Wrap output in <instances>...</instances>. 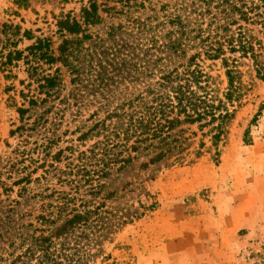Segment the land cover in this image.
<instances>
[{"label": "rangeland", "instance_id": "1", "mask_svg": "<svg viewBox=\"0 0 264 264\" xmlns=\"http://www.w3.org/2000/svg\"><path fill=\"white\" fill-rule=\"evenodd\" d=\"M14 1L0 0V264H19L17 258L21 256L27 260L26 250L33 237L39 235L35 228H44L38 225V217L46 214L55 220L57 223L50 225L54 231L63 214L62 194L71 193L68 186L49 177L48 184L39 183L49 189L43 194L46 198L17 197V188H11L17 151L32 150L39 137L36 132L16 128L38 117L47 119L46 127L55 129L60 139L53 153L66 146L80 147L82 151L76 140L92 126L90 116L98 112L103 119V105H110L111 110L128 92H141L148 80L143 71L146 59L160 60L155 59L160 57L159 49L149 53L144 50L142 37H107L105 29L109 24H124L122 15L119 20H110L108 13L102 15V24L89 28L92 38L79 44L74 59L79 67L76 75H69L60 64L49 66L34 61L26 49L37 39H45L57 56L62 42L57 19L68 13L77 17L89 0H68L67 4L60 0H31L27 9L18 8ZM130 1L138 6L132 9L133 17L150 18L159 35L176 30L166 23L169 16L176 15L181 7L190 11L186 31L195 30L194 38L198 29L202 33L189 43L192 48L186 58L202 50L201 44L210 43L206 36L213 12H205L197 0ZM98 3L104 4L103 0ZM107 5L117 10L122 6L113 2ZM236 28L232 26L231 31ZM113 43L120 46V54L111 57L109 48ZM133 48L135 53L131 54ZM14 51L21 52L22 58L8 64L6 56ZM26 57L32 61L30 64L25 63ZM225 57L236 62L238 93L230 103L232 117L225 125L226 133L218 149L211 146L208 135H203L207 129L202 133L197 125L183 126L186 141L182 162L145 167L142 164L146 159L140 157L121 172L112 171L105 180L106 193L100 198L112 193L106 201L113 214L111 221L126 224L102 241L94 264L104 263L103 254L108 256L107 264H264V81L256 77L250 60L227 51ZM123 59L126 64H119V70L117 62ZM184 62L185 58H181L176 64ZM220 64L219 60L200 62L213 78L218 97L223 98L228 84ZM55 69L59 70L60 83L45 103L30 107L31 99H45L39 95L36 79L52 75ZM74 76L78 82L72 81ZM106 76L122 77L124 81L108 80L109 86H99ZM19 108L28 110L24 121L17 113ZM94 141H87L86 148ZM30 154L36 158V152ZM64 165L61 161L57 166L63 170ZM40 174L39 170L36 177ZM30 188L37 191L36 185Z\"/></svg>", "mask_w": 264, "mask_h": 264}, {"label": "trees", "instance_id": "2", "mask_svg": "<svg viewBox=\"0 0 264 264\" xmlns=\"http://www.w3.org/2000/svg\"><path fill=\"white\" fill-rule=\"evenodd\" d=\"M60 1L68 3V0ZM108 2L122 5L121 9L108 7ZM197 2L206 9L205 12H213L206 36L210 43L207 46L200 43L199 49L202 50L188 58L187 53L192 48L189 43L200 38L202 33L198 29L194 38L192 34L195 30L186 31L190 11L181 7L176 15L169 16L166 23L176 27V30L159 35L154 32L155 26L151 24L150 18L133 17L132 9L136 10L138 6L131 4L130 0H103L104 4H99L98 0H89L86 5L81 6L77 17L70 13L61 15L56 21L57 31L62 38L56 51L57 56L50 42L45 39H37L26 49L28 56L34 61H43L49 66L60 64L69 75H76L79 67L75 65L74 59L79 44L90 40L92 35L88 32L89 28L102 24V15L110 13V20H119L118 16L122 15L121 21L124 24H109L105 29L107 37L122 36L126 40L132 39V36L134 40L142 37L144 50L149 53L159 49L160 57L155 59L160 60L157 63L152 58L146 59V71H143L148 80L141 92H128L120 105L111 110L110 105H103V119L99 118L98 112L90 116V120L94 121L92 126L76 140L83 148L82 151L80 147L66 146L53 153L52 149L60 139L55 129L46 127L47 119L38 117L32 123L16 128L20 132H36L39 137V140L33 142L32 150L24 148L17 151L15 179L11 185V188H17V197L22 199L31 195L46 198L43 194L49 189H43L39 183L48 184L51 181L49 177L56 178L71 190V193L62 194L64 203L60 210L63 214L54 231L50 225H55V220H51L46 214L38 217V225L44 228H35L39 235L33 237L31 246L26 250L24 257L27 256V260H23L22 256L17 258L19 264H28L27 261L34 264H94L100 255L102 241L126 224L120 221L115 225L111 221L113 214L106 201L113 194L107 193L100 198L106 193L105 180L112 171L121 172L140 157L146 159V163L142 164L145 167L162 162H182L186 141L182 136L183 126L197 125L201 132L207 129L206 133L202 132L203 135H208L211 146L218 149L226 133L225 125L232 117L229 107L238 93L236 80L239 72L236 62L225 57L226 51L250 60L256 77L264 81V0ZM14 4L18 8L27 9L31 0H15ZM212 25L214 28L210 30ZM232 26H237L235 31H231ZM119 47L118 44H112L109 48L111 57L120 54ZM134 53L135 48L131 50V54ZM6 58V62L11 64L12 61H19L22 53L9 52ZM181 58H185V62L176 64ZM24 60L27 64L32 62L27 57ZM204 60L220 61L228 84L223 98L218 97L212 83L213 78L200 66V62ZM121 63L126 64V59L117 62L116 68L119 70ZM58 73L59 70L55 69L52 75L36 79L39 95H44L45 99H31L28 102L30 107L45 103L52 95L51 91L60 83ZM108 80H114L115 83L124 81V78L106 76L98 85L109 86ZM72 81L79 80L74 76ZM17 113L20 120L24 121L28 110L19 108ZM14 133L15 130L10 135ZM91 140L95 141L86 148V142ZM200 146L203 147L204 144L201 143ZM33 151L37 153L35 159L30 154ZM216 153L218 155V150ZM18 157L20 160H17ZM61 161L65 162L63 170L57 166ZM39 170L41 174L36 177ZM31 185H36L37 191L30 188ZM89 197L92 198L87 199ZM107 258L103 254V264H107Z\"/></svg>", "mask_w": 264, "mask_h": 264}]
</instances>
